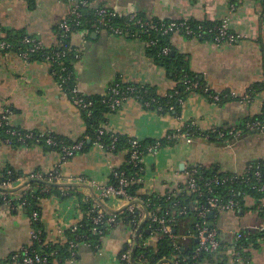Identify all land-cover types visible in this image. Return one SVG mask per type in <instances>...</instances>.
I'll list each match as a JSON object with an SVG mask.
<instances>
[{
    "label": "crops",
    "instance_id": "0c3cea01",
    "mask_svg": "<svg viewBox=\"0 0 264 264\" xmlns=\"http://www.w3.org/2000/svg\"><path fill=\"white\" fill-rule=\"evenodd\" d=\"M90 3L92 9L106 6L119 16L138 14L163 22L228 20L230 29L242 35V40L234 45H217L180 34L171 39L176 51L188 61L190 72L213 91L235 94L240 100L226 99L217 103L206 96L192 94L183 104L181 115L163 116L131 99L121 109L107 115L104 129L108 133L140 142L160 141L187 123H193L203 132L213 128L230 130L262 114L264 90L252 91L253 85L264 82V17L260 1L90 0ZM70 8L68 0H0V28L26 32L51 48L58 43L55 29L68 17ZM72 44L80 53L74 72L79 92L85 97L106 95L117 80L155 87L161 95L176 87L177 83L165 69L148 57L147 45L139 39L117 37L105 30L93 33L82 30L73 34ZM246 94H251V102L242 100ZM7 109L11 111V124L27 132L53 134L70 142H78L87 134L82 111L61 90L51 65L26 62L15 53L0 54V118ZM257 134H247L230 147L197 137L191 144L182 141L178 146L164 147L146 156L143 194L164 196L176 190L187 183V172L192 168L243 173L251 162L264 160V136L259 139L263 143L260 149L250 145L254 144ZM127 155L126 150L112 153L93 145L61 166L62 180L57 184L61 188L76 187L81 197L67 201L58 197L42 200L46 245L68 242L66 233L85 217L81 208L83 201L100 200L98 186L110 183L113 172L125 165ZM60 160L61 154L40 146L12 147L0 142V169L11 168L22 175L48 173ZM78 179L86 182H78ZM26 185L17 183L12 190ZM100 202L109 212L126 208L119 198ZM262 222L255 210H247L239 216L221 215L216 225L227 232L242 227L255 234L254 229ZM131 231L123 225L116 227L103 238L99 249L81 244L77 258L68 264H124L121 254L129 251L131 245L132 254L135 249L136 238ZM34 234L33 223L26 212L1 208L0 264H6L13 253L32 245ZM223 236L226 241H232L229 234L224 232ZM157 240L152 237L148 242L153 245ZM231 264H264V242L252 243Z\"/></svg>",
    "mask_w": 264,
    "mask_h": 264
},
{
    "label": "trees",
    "instance_id": "16d2710c",
    "mask_svg": "<svg viewBox=\"0 0 264 264\" xmlns=\"http://www.w3.org/2000/svg\"><path fill=\"white\" fill-rule=\"evenodd\" d=\"M90 2V0H88ZM261 2L262 6H264V0H258ZM82 17L79 20L80 24L76 25V22L72 21L71 24L73 26L71 32L69 33L68 38L64 40V43L68 46L66 50L65 56H63L60 60H57L56 63L51 61H47L48 57L54 56L57 52H62L64 48L57 44L51 48H44L40 51L30 54L29 62H41V63H51V67L55 74L57 83L64 84V91L68 93L69 97H72V90L77 86V81L74 72V63L80 58V53L77 48L72 44V36L74 33L82 30H88L93 33L97 30L98 25V17L96 16V10L91 7L83 8ZM138 15V14H137ZM144 19L146 17L142 15H138ZM71 20V19H69ZM114 24H123L127 21V17L117 16L114 20ZM156 23H169L170 21H159L153 20ZM63 22V21H62ZM61 22V23H62ZM61 23L56 27V33L58 40L64 34V31L60 28ZM190 24L194 27L203 25L205 30H207V35L201 40L212 42L214 32H209L213 27H215L218 23L211 22H196L190 20ZM1 29V33L5 35V37L0 38V43L6 42L10 47L4 53H15L17 55H21L28 51V46L23 43L24 38L31 37L36 38L35 36H31L23 31H4ZM134 32H138L139 28H133ZM137 35V33H136ZM175 34H170L167 36H161L158 32H152L151 34H139L136 37H129L130 39H139L145 43L150 41H155L156 43L153 46L147 45V55L151 58L158 66L165 69L168 76L175 80L176 87L170 90L167 95H161L157 88L152 86H140L136 84H131L132 86L137 87L138 89V97L140 103L143 105L144 103H150V107L146 108L149 111L157 112L160 115H181L182 106L185 101L192 94H200L211 99L213 96H219L220 102L223 103L226 99L230 100H240V98L232 97V94H222L213 91L205 82L197 75H194L189 71L188 61L179 54L176 49L173 47L171 43V39ZM180 35L185 36L183 32H180ZM186 37V36H185ZM189 38V37H188ZM169 49L168 55L164 54L165 49ZM59 61L61 64H58ZM65 69V71H63ZM119 85L122 88L127 87V83H123L121 80H117L112 86ZM264 90V82L257 83L253 85L252 91L258 92ZM85 97V96H84ZM87 100L92 101L94 106L89 108L88 110H83L82 113L84 115L85 121L87 123V134L80 139L78 142H70L63 138L57 137L53 134H46L44 138L41 139L40 147H43L49 151H56L59 154H63L64 147H72L75 144L83 143L82 149L76 153V155L81 154L83 152L88 151L93 145H97L102 143L107 148H111L114 145V150L112 153H119L121 151L126 150L130 152L132 149L133 142L136 140L134 138H129L126 136L118 135V134H110L104 129V125L107 122V115L113 113L110 108L108 93L104 96H92L85 97ZM212 100V99H211ZM258 121L264 125V105L262 114L254 119H248L245 122ZM10 128L4 127L0 130V142H4L7 140L12 141V147H30L37 146L36 142L33 140L28 141L27 143H22L17 141L14 137H12L6 131ZM20 130L24 134H34L39 136L41 133L36 132H27L24 130ZM221 130V129H220ZM223 130V129H222ZM242 134V137H245L247 134L253 133V131L248 130L245 126H240L236 128ZM184 132H188L192 137H203L209 135V142H214L223 145V140H218L217 133H208L203 132L198 129L196 126H193V123H187L183 127ZM103 132V134H101ZM258 133L262 132L257 131ZM175 134V132H173ZM171 133V134H173ZM208 133V134H207ZM52 139L55 142V145H48L47 140ZM233 141V139H231ZM181 141L168 142L167 139L160 141H148L141 142V150H145V156H148V149L150 147L156 146L157 144H161V148L168 146L178 145ZM127 160H129V154L127 155ZM262 164H264V160H259ZM257 164V161L251 162ZM141 166H133L132 164L125 163L122 168L116 169L118 171H125L126 176L128 178H144L145 171H141ZM115 170V171H116ZM191 170H197L199 173L197 175L198 178H201L198 182V187L202 188L205 191L204 196L201 198H196L194 194L189 192H184L181 195H177L176 198H172L171 201H167V198L164 196H160L158 194H143L142 189L144 184H133L127 188L128 194L131 196L138 197L141 200L147 211L152 214L157 211L160 215L169 212L170 214L174 213L176 216L175 221V233L183 234L187 231H194L195 225L198 221L197 212L195 211V202L197 200L200 203L205 204L206 198L209 196L206 193V188L204 187V183L207 180L214 178L216 175L222 176L224 174L230 173H222L218 168L213 170L200 169V168H192ZM190 170V171H191ZM11 171L12 174H8ZM261 179L254 178V171L250 172L249 179L250 182L248 184L243 182H235L233 184H228L222 187H219L216 190L217 195L224 198V200L229 199L231 194H235L236 201L239 202V208L236 211V215H241L247 210H256L260 201H264V192H260L259 189L262 185H264V167L260 169ZM24 175L15 172L11 168L0 169V183L3 181H7L11 179L16 182L20 177ZM110 183L113 185H117L115 178L111 177ZM27 188L33 191H29L24 200L27 202L26 214L30 217L35 233L39 232L40 240L33 241L32 246L30 248L35 249L41 252L43 255H50L48 264H53L54 261L58 260L59 264H68L71 260L77 258L78 248L81 244H88L96 248H100L102 240L105 236H107L112 230L116 227H108L103 230L102 235L94 234L92 229L94 225L89 216H93L94 214L90 213L93 210L95 199L84 200L81 208L85 213V217L81 223V226L76 232H72L71 230L66 233L68 242L63 245H46L45 244V229L42 223V208L41 202L42 200L49 199L51 197H58L62 201H67L72 197H81L77 193V188L74 186H68L65 188H61L60 186H56V183L49 184L46 182H35L31 181L26 185ZM47 188L49 192H43L42 189ZM182 188H185L184 186ZM3 191L0 190V199L3 196ZM15 191H8L7 196L9 198L15 197ZM250 199H254L258 204L257 206H251L249 208ZM13 203L18 204L20 201L14 200ZM175 203L178 204V207L175 206ZM185 208V214L180 215L179 210ZM106 210V209H105ZM39 213L40 219L38 221H34L32 219L33 213ZM109 214L111 212L107 211ZM92 214V215H91ZM119 218L125 219L126 228L130 227V222L133 220V216L127 212V210H123L122 212L116 213ZM172 215V216H174ZM264 217V215L262 216ZM264 219V218H263ZM212 225H216L218 222V218H212L209 220ZM145 231L142 232L141 239L139 241L137 252L135 255V260H138L141 256L145 259H148L151 264H158L160 261L164 259H177L179 264H226L228 257L222 253L220 254H208L203 253L200 254L197 258H194V253L197 248V241L191 240L186 243H178L179 248L174 246L173 242L167 237L163 236L162 233L158 230V226L155 224H151V221H148L145 224ZM150 233H147V232ZM248 233V232H247ZM157 237V241L155 244L150 245L146 242L152 237ZM258 240V236L256 234L248 233L246 237L239 241L238 247L241 252L244 249L249 247L252 243H256ZM70 242H77V246L72 247ZM27 247V246H25ZM57 253L56 256H52V253ZM11 257V256H10ZM9 257V258H10ZM8 264V261L5 262ZM124 264H127L124 262Z\"/></svg>",
    "mask_w": 264,
    "mask_h": 264
},
{
    "label": "built area",
    "instance_id": "2783aa9c",
    "mask_svg": "<svg viewBox=\"0 0 264 264\" xmlns=\"http://www.w3.org/2000/svg\"><path fill=\"white\" fill-rule=\"evenodd\" d=\"M70 3V12L66 19L60 25V28L64 31V34L59 38L58 43L60 46L64 48L62 52H57L54 56L48 57L47 61H51L56 63L57 60H60L66 54V50L68 46L64 43V40L68 38L69 33L71 32L73 26L71 22H76V25L80 24L79 20L82 17V9L86 7H91V3L88 0H68ZM263 8V17H264V6ZM96 16L98 17V27L97 30H105L110 34L117 37H136L139 34H151L152 32H158L161 36H167L170 34H180L183 32L186 37L189 38H197L201 39L207 35V30H205L203 25L192 26L190 24V20H182V21H170L169 23H156L150 19H144L139 17L138 15H131L127 17V21L123 24H114V19L118 16V14L111 8L106 6H100L95 9ZM71 19V20H69ZM139 28V31L134 32L133 28ZM209 32H214L212 43L217 45H234L239 43L242 40V35L233 32L230 29L229 21L224 20L218 23L215 27H213ZM5 37L4 34L1 33L0 29V38ZM23 43L27 45L28 51L19 55L24 61L29 62L30 54L40 51L45 48L41 40L38 38L26 37L23 40ZM156 42L150 41L146 44L148 46H153ZM10 46L6 44V42L0 43V54L7 55L9 53H4ZM169 49L164 50V54L168 55ZM12 53V52H11ZM49 62L48 64L51 65ZM58 64H61L59 61ZM65 71V69H63ZM64 84L59 83V87L65 93V95L71 100V102L80 110H88L89 108L94 106L92 101L87 100L84 95L80 94L78 85L72 90V97L68 96V93L64 91ZM138 88L128 84L126 88H122L119 85L112 86L108 91V99L110 108L113 112L121 109L129 100L135 99L140 103L138 97ZM167 95V94H165ZM232 97L241 98L232 94ZM212 101L219 103L220 97L213 96L211 97ZM242 100L251 102L252 96L251 94H246L242 97ZM143 106L145 108L150 107V103H144ZM11 111L5 110L0 118V130L4 127H9L10 129L6 132L9 133L12 137L17 139V141L22 143H27L30 140L36 142L37 146H40L41 139L46 136V134L41 133L39 136L34 134H24L20 130H17L10 122ZM193 126H195L193 124ZM242 126H245L248 130L257 132H262L264 130V125L258 121L244 122ZM208 133H217L218 140H223L224 146H232L238 140L242 139V134L236 129L230 130H220L219 128H213ZM207 133V134H208ZM103 134V132H101ZM210 136L206 135L205 139H209ZM168 142L174 141H184L187 144H191L194 141V137L191 136L190 133L184 132L183 128L175 131V134H169L166 137ZM233 139V141H231ZM48 145H55V142L52 139H48ZM4 143L12 146V141L7 140ZM101 149L112 152L114 150V145L111 148H107L102 143L97 144ZM83 147V143L75 144L72 147H64L63 154H61V160L59 164L55 166V168L48 172H32L28 175H24L20 177L16 182L11 179L7 181H3L0 183V190L3 191V196L0 199V209L3 207H9L12 210H22L26 212L27 202L24 200L26 195L30 190L26 186H23L20 189H15V197L9 198L7 196V191L4 190H12L16 187L17 183H27L29 184L31 181L35 182H46L49 184L58 183L62 180L61 175V166L67 163L70 159L76 156V153L79 152ZM161 148V144H157L156 146L150 147L148 149V153L156 154ZM129 154V160H126L127 163L132 164L133 166H141V171H145L144 159H145V150H141V142L135 140L132 145V149ZM264 167L260 161H257V164L250 163L246 170L243 173H230L224 174L221 177L216 175L214 178L207 180L204 183V187L206 188V193L209 195L206 198L205 204L200 203L199 200L195 202V211L197 212L198 221L195 225V230L184 232L183 234H176L174 227L176 216L174 213L170 214L166 212L163 215L154 212L150 214L144 203L138 199L136 196H131L127 192V188L133 184H144V178H128L126 176L125 171H114L113 177L115 178L117 185H113L111 183L105 186H98L97 190L99 193V199H112L119 198L122 199L125 204L127 210L131 216H133V220L129 223L131 227V232L133 234V238H136L138 230L143 226L144 223L151 221V224H155L158 226V230L162 233L163 236H167L176 246L179 248L178 243H186L191 240L197 241V248L194 253V258H197L200 254L208 253V254H224L228 257V261L226 264H231L233 261H236L241 256V251L239 250L238 243L242 240L248 233H251L247 228L238 227L230 231H225L217 227V225H212L209 220L212 218H219L221 215L226 214H236L237 209L239 208V202L235 199V194H231L229 199L224 200V198L217 195L216 190L219 187L233 184L235 182H243L248 184L250 182L249 175L251 171H254V178L260 180L261 172L260 169ZM197 170H189L187 172V183L183 186H179L176 190L169 192L164 195L167 198V201H171L172 198H176L179 194H183L184 192H189L194 194L196 198H201L204 196L205 191L202 188L198 187V182L201 178H198ZM8 174H12L11 171ZM78 182L85 183L83 179H78ZM43 192H49L47 188L42 189ZM260 192H264V185L259 189ZM143 193V192H142ZM14 200L20 201V203H13ZM100 200L96 201L93 207L92 214L93 216H89L94 228L92 229L94 234L102 235L103 230L108 227H118L126 224L125 219L119 218L116 214L118 212H111L110 214L101 206ZM258 202V201H257ZM254 199H250L251 206H257V203ZM261 203L255 210V212L263 219L264 215V201H260ZM175 206L178 207V204L175 203ZM123 211V210H122ZM120 211V212H122ZM180 215L185 214V208L179 210ZM91 214V215H92ZM210 214H213V217H210ZM174 215V216H172ZM32 219L34 221H38L40 219V214L35 212L32 214ZM83 221V220H82ZM82 221L74 225L70 230L72 232H76L81 226ZM145 226V225H144ZM145 231V227L142 229L139 241L142 236V232ZM256 232V236H258V241L264 242V219L261 225L254 229ZM227 233L231 236L232 241H226L224 239L223 233ZM248 232V233H247ZM253 234V233H251ZM156 237V236H155ZM40 234L39 232L33 235V241H39ZM149 243L148 241L146 242ZM72 247L77 246V242H70ZM32 245L22 248L21 250L13 253L10 258H8V264H48V260L50 255H43L41 252L30 248ZM130 250L121 254L120 260L126 262L127 264H135L132 260V248L133 245L130 246ZM56 252L52 253V256H56ZM137 264H151L148 259L144 257H140L138 260H135ZM230 262V263H229ZM158 264H179L177 259H164L160 261Z\"/></svg>",
    "mask_w": 264,
    "mask_h": 264
},
{
    "label": "water",
    "instance_id": "95a60500",
    "mask_svg": "<svg viewBox=\"0 0 264 264\" xmlns=\"http://www.w3.org/2000/svg\"><path fill=\"white\" fill-rule=\"evenodd\" d=\"M56 186H60L59 184H56ZM4 191H15V190H4ZM210 217H213V214H210ZM146 223H144L143 224V226L138 230V232H137V235H136V241H135V249H134V252H133V254H132V260H133V262L135 263V264H137L136 262H135V255H136V252H137V247H138V244H139V236H140V233H141V231H142V229L144 228V225H145ZM147 233H150L149 231L147 232Z\"/></svg>",
    "mask_w": 264,
    "mask_h": 264
},
{
    "label": "rangeland",
    "instance_id": "374dc122",
    "mask_svg": "<svg viewBox=\"0 0 264 264\" xmlns=\"http://www.w3.org/2000/svg\"><path fill=\"white\" fill-rule=\"evenodd\" d=\"M263 136H264V133H258L257 135H254V138H255L254 144H253V143L250 144L251 147H252L253 149H255L256 147H257L258 149H260V148L262 147L263 143H262V141L259 140V139H260L261 137H263ZM177 146H178V145H177ZM177 146H176V147H177ZM242 146H244V144H243ZM236 149L239 150L238 147H237ZM244 149L246 150V146H244ZM231 224H233V223H231Z\"/></svg>",
    "mask_w": 264,
    "mask_h": 264
}]
</instances>
